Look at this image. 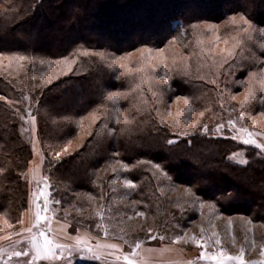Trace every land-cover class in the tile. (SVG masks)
<instances>
[{
  "label": "trees",
  "instance_id": "1",
  "mask_svg": "<svg viewBox=\"0 0 264 264\" xmlns=\"http://www.w3.org/2000/svg\"><path fill=\"white\" fill-rule=\"evenodd\" d=\"M261 29L264 0H0V212L19 227L28 208L33 149L23 127L36 117L49 208L72 232L137 251V242L175 241L202 203L264 223V152L232 139L264 116ZM144 48L173 58L165 81L161 67L117 62ZM63 60L69 72L50 69ZM178 96L202 112L191 131L167 119ZM71 142L78 146L63 150ZM123 179L135 187L122 188ZM139 212L141 224L127 226ZM93 254L63 258L122 264Z\"/></svg>",
  "mask_w": 264,
  "mask_h": 264
},
{
  "label": "rangeland",
  "instance_id": "2",
  "mask_svg": "<svg viewBox=\"0 0 264 264\" xmlns=\"http://www.w3.org/2000/svg\"><path fill=\"white\" fill-rule=\"evenodd\" d=\"M174 24L175 26L181 25V22L175 21ZM222 46L223 45L220 43L216 44L214 49L217 52H222L224 49ZM165 52V50L150 51L147 48H144L140 51L128 55L124 59H118L117 62L123 64V67L129 70L131 69L133 71H144L145 73H147L146 70H158L161 67V70H164V73L161 74V80L165 81L167 79L165 72V69L167 67H165V64L167 65V62L169 63L173 60V58L169 57L168 53ZM135 58H139L142 64L141 66H131V63ZM5 59V57L0 56V64L5 62ZM72 65V62L69 61H57L50 66V69H54L60 73H67L72 68ZM56 66L59 67L56 69ZM262 80H264V77H261V85L263 87L262 91L264 92V84ZM237 97L241 98L242 94H239ZM172 101L173 102L171 103V106L167 111V119L177 120L178 118H180L181 121L186 123V128L191 131L192 128H194L198 119L200 118L202 112H196L193 106L189 103L190 99L185 96L175 97ZM31 118L25 121L26 126L23 127V133L30 140L32 149L41 155L43 167L44 154L37 136V119L35 117V122L33 123ZM251 118L255 119H251L252 124L250 126H253V128H255L251 129L250 126H244V128H247L248 131L253 133H264V129L261 128L264 126V116ZM236 134L238 135L237 131ZM253 138L256 140L257 143L264 144V136H256ZM69 145L70 144L65 146L63 150L72 149L73 146H78V143L71 142V145ZM232 157L233 159L241 162L245 161V159L240 154H235ZM26 174L27 178L30 181L29 203L28 208L24 212L23 217L20 221L19 227L11 226L12 219L9 220L10 217L8 212H0V248L6 250L5 253L0 254V264H27V262H31V264H75V259L66 257H64L60 261H43L40 259L32 260V253H29L27 257L11 256V252L21 251L27 247L25 237L28 236V233L25 232V229H28L34 224H36V207L38 204L41 206L44 204V198L42 196L38 200H34L33 198V194L35 193L38 195L40 191H45L48 194L47 210L43 212V216L47 219L40 221V227L44 229L51 228L52 231L46 232V234L50 237H54L59 243L62 244L60 237H57L52 229V221L56 218V212L54 213V211H50L49 208V181L45 179L44 172L42 176H40V172L36 174L34 170H28ZM125 181L126 179L120 180L123 185L121 186L122 188H128L125 184ZM45 185H47L46 188ZM184 194L186 196L189 195V197L193 196L187 191ZM172 195H174V192ZM92 198L93 199L91 201V208H94L95 201L94 197ZM196 207H198L199 209L198 217L194 220L193 224L189 228H187L181 235H179L183 236V239L179 241L175 239V241L167 243L159 238V245L181 243L184 247L191 249L185 250L184 248H181L183 252L186 251L185 255H187L186 253H188L190 256L194 255V258L196 257V261L198 259H201L202 261L205 260L206 264H216V259H214V257L225 259V264H241L240 260L228 261L226 258L228 256H241V250L243 249V255L241 259L244 262L259 261L261 262V264H264V255L261 254V250L264 249V223L256 222L247 216H242L241 214L225 215L219 213L215 210V207L210 203H202ZM143 217L142 219H138L139 217H137V215L130 216V218L125 219L126 221L128 220L126 225H133L134 227H136L141 224L140 222L142 220H144ZM229 221H231V223H229ZM33 231H37V228H33ZM17 232L21 233V235H14V233ZM217 240H219V244L216 243ZM17 241H21V243H17ZM200 245H203V247H201ZM87 248H91V246H79L78 250H72V252H74L75 254L81 253L83 251L88 252ZM71 249L72 247L70 246V250ZM132 252L133 251L127 252V254H130ZM221 252H223V257H220ZM66 253H68V251H65L64 255H66ZM201 253H204L203 258L201 257ZM57 254H59V249H57ZM139 257V248L137 249V251L135 250L134 255H130V259L133 260L135 264H140L138 261ZM188 258L190 257L188 256ZM120 260L122 261V264H125V261L122 258H120ZM165 261L166 260H164V263Z\"/></svg>",
  "mask_w": 264,
  "mask_h": 264
},
{
  "label": "snow or ice",
  "instance_id": "3",
  "mask_svg": "<svg viewBox=\"0 0 264 264\" xmlns=\"http://www.w3.org/2000/svg\"><path fill=\"white\" fill-rule=\"evenodd\" d=\"M242 19V18H241ZM244 23H247V21H244ZM262 32H264V29H261ZM264 47V46H262ZM86 54V53H85ZM17 59L19 60H23L25 59L23 56L18 57ZM0 99H3V97H0ZM108 99L112 100L113 102H115L116 100V94L114 93H109ZM243 115L240 116V119L243 120ZM32 122H35V117H32ZM117 123H119V121H117ZM229 125H234V122L232 120L228 121ZM204 130L207 131L208 130V126L204 125ZM223 125H218L217 126V131L220 130V128H222ZM238 135H234L232 136V139L236 140V139H240L243 144L245 145H255L256 148L261 149L262 152H264V144H259L256 142V140L253 137L256 136H264V133H260V132H250L248 131L247 128L241 127L239 129L236 130ZM247 137V138H246ZM169 143H172V141H169ZM59 154L57 153V156ZM244 163H246V161H242ZM155 166V165H154ZM25 179H27V174H25ZM125 184L127 187H135V185L131 182V180H126ZM47 187V185H45V188ZM189 194H191V189L186 190ZM44 198V204L41 205H37L36 207V213H35V219H36V224H34L32 227L25 229V232L28 233V236L25 237V242L27 244V247L24 248L21 251H13L11 252V256L14 257H27L29 255V253H32V260H36V259H40L43 261H51V260H58V259H63L64 256V252L68 251L69 256H71L72 250H78L79 249V245L81 243L87 244V239H83L81 238V236L77 235L74 237H70V239L75 240L76 245L72 246V249L70 250L69 245L66 244H61L59 243L54 237H50L46 234V232H51V228H41L40 227V221L41 220H46L47 218L43 216V212H45L47 210V200H48V194L45 191H40L39 194H33V198L34 200H38L40 197ZM89 199H93L92 197H89ZM97 215H100V213H97ZM137 215L143 217L145 214L143 212H139L137 213ZM229 223H231V221H229ZM33 228H37V231H33ZM14 235H21V233L17 232L14 233ZM105 235H107V231L105 230ZM160 239H164V237H160ZM183 239V236H177L176 240L179 241ZM17 243H21V241H17ZM217 244H219V240L216 241ZM201 247H203V245H200ZM118 245L111 243V244H100L99 242L95 245V248L97 250V252H99L100 249H117L118 250ZM135 247L138 249L140 248V244L137 242ZM57 249H59V254H57ZM87 251L92 253L93 249L92 248H87ZM6 250L0 248V254L5 253ZM102 254V253H101ZM135 251L133 250L132 253L130 254H125L123 256V260L125 261V264H135V262L133 260L130 259V255H134ZM261 254L264 255V249L261 250ZM243 255V249L241 250V256H237V257H232V256H228L226 259L228 261H232V260H240L241 264H261V262L259 261H251V262H244L241 257ZM201 257H204V253H201ZM220 257H223V252L220 253ZM92 258L99 260L100 259V255L97 254H93ZM117 260L120 259L119 256L116 257ZM214 259H216V264H225V259H221L219 257H214ZM27 264H31V262H27Z\"/></svg>",
  "mask_w": 264,
  "mask_h": 264
},
{
  "label": "crops",
  "instance_id": "4",
  "mask_svg": "<svg viewBox=\"0 0 264 264\" xmlns=\"http://www.w3.org/2000/svg\"><path fill=\"white\" fill-rule=\"evenodd\" d=\"M34 156L30 162L29 170L37 174L40 172V176L43 175V167H42V159L41 155L33 150ZM39 156H38V155ZM34 160V163H33ZM40 166V167H39ZM243 216V215H242ZM52 229L57 237H60L62 244L75 246L76 242L75 240L70 239V237L74 236H81L82 240L87 239V244L81 243L79 246H91L93 249V252L102 255L107 256L111 258H116L119 256L123 259V256L127 254L125 251L124 243L118 240H111L106 238H94V236L89 233L88 231L84 229H79L76 232H72L70 229V225L68 222H66L63 219L55 218L52 221ZM100 244H117V249H100L99 252H97L95 245L97 243ZM93 245V246H92ZM184 248L185 250H191L189 248H186L181 243H172V244H164V245H141L139 248V263L140 264H206L205 260L198 259L196 261V257L190 256L188 253H186L190 258H188L187 255H185V252L182 251ZM102 253V254H101ZM184 253V255H183ZM164 260L165 263H164Z\"/></svg>",
  "mask_w": 264,
  "mask_h": 264
}]
</instances>
